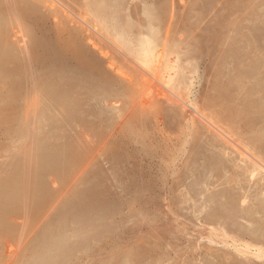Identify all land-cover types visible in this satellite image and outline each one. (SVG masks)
<instances>
[{
  "label": "rangeland",
  "instance_id": "obj_1",
  "mask_svg": "<svg viewBox=\"0 0 264 264\" xmlns=\"http://www.w3.org/2000/svg\"><path fill=\"white\" fill-rule=\"evenodd\" d=\"M50 1H51V3L49 4ZM50 1L46 0V2H44V1L41 2L40 13L42 15L43 20L40 21L39 23H36L37 26L32 25L29 21H24V20L21 21L18 19H16V21L15 20L12 21L11 24L8 26V29H7L8 40H9V42L12 43L11 45L14 46L15 50L18 48L16 50V55H18L19 58H21L25 61H27V60L30 61L36 55V54L32 53L33 52L32 51V45H33L34 40H36V41L37 40H41V41L46 40L49 42H53L56 39V38H54L56 32H58V31L59 32H65V31H68L70 29L78 28L82 31V37H83L84 44H85L84 48L80 51L87 52L93 59L95 58V60H101L103 63V66L100 67L101 68L100 69L98 67V64L96 63L97 61L94 64H91V65L89 64L90 66L88 65L82 71L81 75H79V78H76L71 83L68 82L66 84L67 89H68V87H69V89L74 87L73 89H70V91H71L72 100L74 103L72 105L76 106L74 108L76 110H74V112H73L75 114V117H76V119L73 117L75 119V121H73L74 119H72L69 116V114H71L70 111L72 110L71 106H70V108L68 107L69 109L68 108L65 109L66 111H60L61 114L65 115V116L63 115V117H61L60 116L61 114L59 115V113H60L59 111L54 110L55 112H52L51 110H53V109L49 108L48 107L49 105H47V106L42 105L43 102L45 104V102H47V101L46 100L43 101L42 100L43 96L39 92L37 94V91L34 92L32 89L29 92V94L26 96V98H28V100L26 98L25 99L23 98L24 100L22 99L21 102L19 101L18 109L19 108H21V109H19V110L17 109V111H19V112L15 111V113H18L20 115V117L22 119L21 121H23V122L26 121V122H28L27 124L30 123L29 126L35 127V126H37V124H39V127L38 128L36 127V129H37L36 132H37V135L39 137L43 136V135H49L50 134L51 136H54V139H52L53 143L59 144V141H60V144L61 143L67 144L69 146H73L74 149H79L81 151L82 157H83L82 163L85 162L87 165L85 163H84V165L81 164L82 166L81 165H80V167L78 166L77 167L78 169L76 168L77 170L75 169V171L72 172L73 174L68 177L69 178L68 181L65 180L66 183L71 182L70 184L65 183L66 187L63 186V184H64L63 182H59V181L54 182L52 180L53 177H51V175L46 176L45 179H48V178L49 179L45 180V182L49 181L48 186L53 191L56 192L55 188L57 189V195L56 196L58 198L55 197L54 200H56V201L55 202H54V200L52 201V204L49 206L50 209L48 208L50 211L48 210V211H45L43 213V214H46V212H47V215H45V218L42 217L43 216V214H42L38 218L37 221L33 222V220H35V219H32V222H31V219H29L30 216L28 217V215H26V213L23 215L21 213V215L16 216V218L14 217L16 220L15 221L13 220V222H15L13 224L15 225L14 227H16L15 228L16 233H18V234H16V236H14V238H12V237L9 238V236H7V238H6V236H4V235L0 236V241H2V243L0 242V264H22V262L25 260V259L24 260H22V259L24 257L26 245H28L30 240L36 236V232L38 233L39 230L41 229V227L38 225H41V224L43 225L44 221L46 222L47 220H49V218L53 215L52 213H55L54 211L57 210L56 208H58V206L60 207V202L63 203V201H65V199H67L66 197L70 196L71 193L73 192L70 190L69 191L70 194H69V193H67V189L69 190V188L72 187L75 190L77 188L83 187V189L90 190V187H91V190H92L93 185H94V187L99 186L98 188L97 187H95V188L97 190H101L102 192H104V194L102 193L100 195V197L103 199V202H105V201H106V203L108 202L107 207L111 209L112 213H110V215H108L107 218H104L102 221L99 222L100 228H98L96 231H94L95 234L97 235V237L95 239H93L91 241H85V243L83 245L81 243L82 241H75V243L79 247H77L78 249H77L76 253L73 255L72 259L68 262V264H101V263L102 264H109L107 262L108 261L107 259L110 258V260H111V257H112L113 262H111L112 261L111 260L110 264H115V263L116 264H148V263L149 264H225L226 263L227 264L228 262H226L227 259H225V258H229L228 255L231 256L230 254H233L232 256L241 257L240 255L236 254L235 252H232L233 251L232 247H229L226 244L221 242V240L223 238L222 234L226 233L225 234L226 239L228 237L231 238V236H234V234H235L234 231L232 230L234 227L238 226V227H241L242 229L245 230L248 226L249 227L248 229H254L256 227L264 235V208H261V206H258L259 204L257 203L258 200L264 199V182L262 181V180H264V177H260V175L264 176V171H263V168L256 165V163H254V161L250 157H242V155H240L241 154L240 152L242 149L245 148L244 147L245 145H246V148L244 150H246L248 153L254 154L255 158L257 157L255 152L260 151V149L255 142H253V143H255L253 146H252L251 142H249L250 139L248 140V138L250 137L251 132H247V131L245 132L242 129L241 130L240 129H234L232 131L231 128H228L227 124H225L226 126L224 124H222L223 114H222L221 104L218 103L217 104L218 106H215V108L207 105V107H209V108H206L205 107L206 106L205 101L207 100L206 97H213V96L217 95V93H218L217 87L215 88L216 82L220 83V85H226L227 81L231 78L230 74L234 73L232 65L223 64L222 67H219L215 64L216 62H214L215 61L214 59H217V56L219 55V53L222 50L221 49L223 47L222 45H224V42H222V41L227 39V37H225V39H224V36L225 35H227V36L228 35L229 36L234 35V32L228 30V27H226L227 26V24H226L227 20L231 19L232 15H234V13H236L234 16H236L239 13L243 17H248L247 15H249V13L251 12V13H253V17L255 18V20L256 21L258 20L257 22L254 21L252 23H254L255 25L257 24L258 26L261 24V26L264 27V23H263V21H264V8H263V6H261V5H263L264 0H255L257 2H255L254 0H251L249 6L251 5L250 7H253V8H250V9L249 8L247 9L245 7V3L243 2V0H234L235 2L232 0H216L217 2L214 0H199V1L198 0L197 1L192 0L193 2L191 0H164V1L160 0V1H163L161 3L158 0V2L160 3L159 4L157 2L158 6L163 8V11H164V18H163V20H160V23H159L160 31L161 32L163 31V33L160 32L159 37L161 38V41L164 40L165 37H167V38L169 37L171 44L177 43L178 46L176 47L175 46L176 44H175L172 46V48H174L173 50H175V51L178 50V52L180 53L179 54L177 52H174L173 55H171V59H173V61L171 63L173 65L172 73L175 70L177 72H174L175 73V74L173 73L174 75H171L170 73L166 74L162 77L161 80H168L171 82V84H177V78L176 77L179 75V73H181L184 70V68H186V70H185V71H187V79L186 80H188V82H189L188 83L186 81L187 85L186 84L185 85L187 87L184 86V87H186V88H184L185 90H182L183 86H181L182 91L179 90L181 87H179L178 85H176V86L173 85L174 91H175L174 94H176V97L174 94H173L174 96L172 95V97H174L176 99L177 96H179L180 97V98L178 97L179 100H177V99L176 100H177V103H181V104L180 105L178 104V106H177V103L175 102V100H173L174 99L173 98V99H171V101L173 100L172 107L177 109L178 112L180 111L181 116L183 115V117H181L180 113H179L178 117L173 121L174 124H172V127L170 128L169 131H168V129L167 130L163 129L164 125L159 122V117H156V118L150 117L151 119H148L147 122L145 121L146 123L144 122L145 123V126H143L144 128L141 126H136V124H133V126H130V124L132 122L130 123V121L127 120L128 116H126L127 112H126L125 108H127L129 106L131 99L133 97L130 98L127 94H124V93L114 94V95H110L108 97H102V95H100L98 89L93 88V87L91 88L90 83L99 78V69L104 74H106V75L108 74L107 75L108 80L113 82V84H112L113 89H117L118 85H121L120 79L117 77L115 72L109 67V64L106 63L107 61L105 60L103 55L98 52V50L108 46V48H105L104 50L109 51L108 53L110 55L111 54L114 55V56L111 55L110 57L112 58V60H115V63H117L118 61H119V63L120 62L124 63L123 55L121 54V52L119 53V50L116 49L117 50L116 51L115 48L112 45H110L111 39H109L107 36L102 34V32H101L102 39H100L101 36H99L97 34V32L94 33L92 30H88L87 27H84L86 25L82 24L83 23L82 20H85L86 23H88L91 27H93V24H94L90 20V18L93 16H90L88 13H86V14H88L86 16V14H84L85 12H83L85 0H55V1L50 0ZM53 1H54V3H53ZM87 1L89 2V0H87ZM59 2L62 5H59L58 4ZM136 2L133 1L128 9H130V8L134 9V6H135V8H137V11H141V10H143V8H147V7L151 6L150 4L153 3V0H136ZM52 3H53V6H52ZM133 3H135V4H133ZM145 3L146 4L148 3L149 6H147ZM215 4H216V6H215ZM227 4H228V6H227ZM225 5L227 6L228 10H227ZM231 5H232V7H231ZM238 5H240V6H238ZM242 5H244V6H242ZM61 6H63V8ZM234 7H236V9H234ZM238 7H242V9L241 8L239 9V12L237 10ZM192 8L193 9L195 8V9L193 10ZM244 8L246 10H244ZM67 10H69V11H67ZM232 11H235V12L232 13ZM257 11H259V12H257ZM70 12L73 13L74 15L71 14ZM261 13H263V14H261ZM66 15H68V16H66ZM258 16H260V17H258ZM137 17H141V16L138 15ZM229 17H231V18H229ZM169 18H170V20H169ZM226 18H227V20H226ZM71 19H72V21H71ZM63 20L66 22L64 23ZM146 22L147 21H145V24H147ZM164 23L167 25H165ZM262 23H263V25H262ZM221 25H224L225 27L221 26ZM74 26H76V27H74ZM220 26L222 28L223 27L224 28L222 29V28H220ZM263 27H262V29L264 32ZM31 28L33 30H30ZM211 30H212V32L210 33ZM216 30H217V32H216ZM227 30L229 31V32H227L229 34H226ZM245 30H243V31H245ZM29 31H31L30 32L31 34H29ZM189 31H190V33H189ZM164 32H165V34H164ZM179 32H181V33L179 34ZM207 33H209V34H207ZM89 34H90V36H89ZM186 35H188V36H186ZM208 35H211V36H208ZM92 36H95V37H92ZM205 36L209 37V38L215 37L216 38V39L214 38L215 40L213 38L211 40L214 43V45L210 40H207L205 38ZM96 37H98V38H96ZM203 37L205 40H207V43H206V41L203 40ZM222 37H223V39L221 40ZM92 38L94 39L93 42L97 43L96 46L93 45V42L91 40ZM135 38H134V40H136ZM97 39H98V41H97ZM103 39H105L106 41ZM137 39H139V38H137ZM173 39H175V41H172ZM187 39H189V41ZM194 40L197 42L203 40L205 42V45H208L207 47L205 46L206 50L209 48H210V50H208V52L206 51L205 54H199V55H197L195 52H194L195 54L192 52L193 55L188 53L187 52L188 49H190V50L192 49V51H194L193 47H190V44H189V42L191 44L193 42L195 43ZM181 41H183V44L181 43L182 45L179 46ZM184 41H186V42H184ZM135 42H137V40ZM187 42H188V47H190V48H187V44H186ZM98 44H100V45H98ZM193 44L191 46H193ZM212 45H213V49H211ZM96 47L98 48V50ZM99 47H101V48H99ZM180 47H181V49H180ZM184 48H185L186 55L190 54V55H192L191 56L192 59H193V57L197 59L194 62L191 61L192 63H196V65L192 64L190 62V58L188 57L189 55L187 56L188 57L187 60H188V63H190V64L186 63L187 62L185 60L186 55L184 56L185 52H183ZM190 50H189V52H191ZM112 51H114L115 54ZM34 52L37 53L36 51H34ZM19 53H20V55H19ZM181 53H183V54L181 55ZM212 53H214V54H212ZM176 54H179V55H176ZM21 55H23V56H21ZM176 56H177V58H176ZM258 56H261V55L260 54L259 55H253L252 57L254 59H256V58H259ZM183 58L185 61L183 60ZM50 59H51L50 57H47L46 62H49ZM68 65H70V64L68 63ZM174 65L176 66V69H175ZM194 66L197 68L194 69ZM227 66H229V67L227 68ZM179 67L182 71H180V69H178ZM187 67H188V70H187ZM217 67L219 69L220 68L221 69L218 70ZM32 68H33V70H32ZM191 68L194 70V71L192 70L193 71L192 75H191L192 71H189V69H191ZM37 70H38V64L32 62L29 72L35 73V71H37ZM178 71H180V72H178ZM216 71H217V73H218V71H220V73L216 74ZM30 73H29V75H30L29 78L31 79ZM111 73H113V74H111ZM29 78L27 79L28 83H31L32 81ZM248 80L250 83L248 82ZM259 80H260L259 78L255 79V77H254V80H253V77H252V79L246 78V83L244 82L243 89L246 87L247 88L251 87V89H253L254 92H259L260 87H262L260 85L264 84V79L260 80V82H259ZM173 81H175V82H173ZM250 84L251 85L253 84V85L251 86ZM256 84H259V85H256ZM71 85H72V87H71ZM249 89L250 88H248V90ZM72 90H74V91H72ZM244 90L242 91V94H245V95H242L240 93L239 96L238 95L237 96L240 98V100L247 101L248 100V99H246L247 91L245 90L246 92H244ZM31 92H33L34 94ZM210 95H213V96H210ZM40 96H42V97H40ZM74 96H77V97H74ZM124 97H126V98H124ZM248 97L250 99L254 98L253 100L257 101V98L260 97V93H254V95H250ZM241 98H243V99H241ZM244 99H246V100H244ZM0 100H1V96H0ZM35 100L37 102L39 101L38 104ZM75 100L76 101L79 100V101H77L79 104ZM115 100H118V102L115 103L114 102ZM178 101H182V102H178ZM203 103H204V105H203ZM46 104H49V103L47 102ZM38 107H41L40 109H38L39 113L42 111L40 114L39 113L37 114V108ZM42 107H43V109H42ZM202 107L204 109L200 110V109H202ZM191 109H193V110H191ZM194 109H197V111L199 113H201L202 115L199 114V116H198V114L194 113ZM67 111H69V112L67 114H65ZM35 112L37 115L33 114ZM190 112H192L193 115L190 114ZM7 115H8V117H7ZM53 115H55L56 118ZM190 115L193 116L194 118L191 119ZM216 115H217V119H216ZM50 116L54 117V119H55L54 122H50V120H49L51 118ZM57 116L59 119L57 118ZM160 117L163 119L164 123L166 124L167 121H165V120L166 119L168 120V118H166L165 116L163 117L161 115H160ZM199 118H201V119H199ZM211 118H213V119L215 118L214 120H216V121H213V119H211ZM0 119H1L0 120V170H1L2 166L7 167L10 164L11 153L14 151V149L17 150L18 147H20L21 145L23 146L25 144V142H27V141L28 142L26 144H28L30 142V140L28 139V137L27 138L24 137V138L20 139L21 141H19V139H16V138L14 139V137H10L6 134V132H5L6 127L7 126H14V124H16L15 121L13 120L14 119V112L13 111H11V112L8 111V113L6 115H0ZM203 119H205V121H206V119H207V121L209 120L208 126H207V123L204 122ZM180 120H182V122ZM67 121H69L71 124ZM201 121H203V123ZM41 123H42V125H41ZM189 123H191V124H189ZM83 124H84V126H83ZM43 125H45V126H43ZM195 125H196V128H195ZM212 125L213 126L219 125L220 128L218 126L213 127ZM175 126H177V128ZM259 127H260V124L257 125V128H259ZM123 128H125V130ZM192 128L194 131L193 130L190 131ZM200 128H202V129H200ZM214 128H215V130H214ZM216 128L221 130L220 133H222L224 130H226V131H224L225 136L227 135L228 132L232 133V134L228 133L227 136H229V135L230 136L229 137L226 136V138H225V136L222 135L224 133L220 134ZM222 129H224V130H222ZM195 131H197V132H195ZM198 132H201V133H198ZM170 133H172V134H170ZM195 133L199 136H197ZM188 134H190V135H188ZM213 134H214V136L212 137ZM231 135H233L232 138H231ZM66 136H68V137H66ZM88 136H90L91 139ZM189 136H190V138H189ZM217 136L219 138L221 136L220 139H217V141H219L218 142L219 145L217 144L218 148L222 145H225L224 147H226V148L228 147L229 149H226V148L224 149V147H221V148H219L220 149L219 151L221 153H219V151L217 150L218 149L217 146L214 148L211 146L210 142L212 141L213 138L216 139ZM245 136H247V137H245ZM56 137H58V139ZM80 137H81V139H79ZM195 137H196V141H194ZM209 138L211 141L209 140ZM24 139H25V141H24ZM225 139L227 142L224 141ZM89 140H91V141H89ZM220 140H223L222 143ZM238 140L239 141L241 140V141L239 142ZM207 141H209V142H207ZM243 141H244V143L246 142L245 145H244ZM15 142H17L18 145ZM22 142H23V144H21ZM104 142L106 144H103ZM232 142H234V143H232ZM79 143H80V145H79ZM237 143H238V145H237ZM240 143H242V144L240 145ZM188 144H190V145H188ZM230 144L232 145V147ZM12 145L14 146V148L11 147ZM208 145L210 147H208ZM255 145L257 148H254ZM248 146L250 147V149ZM196 148L198 149V151ZM201 148H202V150H201ZM211 148H212V150L210 151ZM215 148H217V149L214 150ZM237 148L239 150H237ZM240 148H241V150H240ZM110 150L111 151L115 150V151H113L114 155L116 154L115 159H114L115 156L112 157V155L108 154L111 152ZM231 150L233 152H235V151L236 152L231 153ZM190 151H192V152L190 153ZM193 151H195V152H193ZM229 151H230V153H229ZM252 151H253V153H252ZM224 152H225V154L227 153V155L230 154L232 157L230 155H228V156L225 155ZM106 153H107V155H105ZM194 153H195V156H194ZM103 154L105 156H103ZM234 154H236L238 157L237 161H234L236 158V157H233V156H235ZM196 155H198V156H196ZM216 155H220V157L223 158L222 160L224 162L227 161L226 158L230 159V160H228L225 165L224 164L222 165V163H224V162H222L219 159V157H216ZM222 156H224V157H222ZM105 157L107 158V160ZM213 157L214 158L216 157L219 162L221 161V163H219L217 160H215L216 158L214 159L215 162H213V159H212ZM258 158H260V157H258ZM93 159H94V162H93ZM109 159L112 160L111 163H110ZM104 161H106L105 163H107V165L104 164ZM240 161L241 162L243 161L242 164ZM100 162H102L103 164H101ZM108 162H109V164H108ZM209 163L211 165H212V163H214V164H213V166H211ZM215 163H219L218 166ZM239 163H240V165L238 166ZM5 164H7V165H5ZM99 164H101L102 166L100 165L101 167H98ZM234 164L235 165L237 164V165L235 166ZM249 164H251L252 166H250ZM241 165H242V168H245V169H242ZM245 165L247 166V168ZM225 166L227 168H230V166L233 168H230V170H231L230 171L229 169H226ZM262 166L264 167V165H262ZM4 167H3V169H4ZM109 167H110V169H109ZM210 167L212 168V171H211ZM249 167H250V169H249ZM254 167L256 168V170H254L255 169ZM100 168L102 171L100 170ZM209 169H210V172L208 171ZM233 169H234V172H233ZM248 169L250 170V173H248L249 172V171H247ZM98 170L101 172H99ZM104 170H105V172H104ZM238 170H240V171H238ZM243 170H245V171H243ZM236 171H238L239 173L241 172L240 174L243 173L242 175L244 177L242 176V178H245V179H242L241 177H239L241 175H239V173H237ZM74 172H76L77 175ZM109 172L112 176L109 174ZM259 172H263L262 173L263 175ZM101 173L102 174L104 173L103 175L105 177H100L99 174L102 175ZM237 174H238V178H240L241 182H239V179L236 178ZM254 174L255 175L257 174V175L255 176ZM233 175H236V176H233ZM252 175L254 177H252ZM232 176H233V178H235L234 181H233V178H230ZM71 177L74 179H72ZM88 177L91 178L92 180L89 179ZM106 177H108V178H106ZM78 178L81 182L78 180ZM84 178H85V181L83 180ZM222 178L223 179L229 178V179L228 180L225 179V181L223 182ZM261 178H263V179L261 180ZM114 179H115V181H114ZM236 179H238L237 184L241 183L242 186L241 185L239 186V184L238 185L235 184ZM247 179L249 181H247ZM256 179H258V180H256ZM74 180L78 181V183ZM105 180H106V182H105ZM230 180L232 181L231 184H230V182H231ZM242 180H244V181H242ZM99 181H101V182H99ZM196 181H197V183H196ZM255 181L260 186H257ZM72 182L75 185H73ZM83 182H85V183H83ZM90 182L93 184H91ZM102 182H104V184ZM221 182L224 184H222ZM226 182L229 183V184L227 183L228 186L225 185ZM71 184L73 186H75V188L73 186H70ZM231 185H232V187H230ZM210 186L212 189L210 188ZM61 187H62V191L60 192L59 190H61ZM233 187H236V188L234 189ZM239 187H243L245 189L239 188ZM96 189L93 188V190H96ZM220 189L222 190V192ZM236 189L237 190L241 189V190L237 191ZM64 190H66L67 195H65L66 193H64L65 192ZM105 191H107V193ZM219 191H220V193H219ZM59 192L61 193V196L58 195ZM225 192H228V193H225ZM237 192L239 194H237ZM241 192H243V194ZM214 193H216V194H214ZM221 193L222 194L224 193V194L221 196ZM230 193H231V195H230ZM209 194H210V196H209ZM215 195H217L216 198L214 197ZM219 195H220V198L222 200L219 199ZM225 195H229L230 198L227 199L229 196L226 197ZM255 195H256V198H254ZM61 197L63 199H61ZM222 197H226V198H222ZM234 197L235 198L237 197V200L239 198V201L236 202V199ZM245 197H247V198H245ZM211 198H212V200H211ZM225 199L228 201L224 202V201H226ZM230 199H231V202L233 204L235 203L234 206H238V208L240 210L237 213L235 212L236 215L234 214V212L232 210L229 209V205H230L229 203H231ZM254 200H255L256 204H254L255 203ZM56 202H57V204H56ZM221 203H224L223 206L226 205L227 208L221 209V207H223L220 205ZM237 203H238V205H236ZM218 204H219V206H218ZM239 204L241 206H243V208ZM54 205H56V206L53 208ZM244 205H247V206L245 207ZM254 205H256L257 207H255ZM112 206H113V208H112ZM240 207L242 208V210L244 208L248 209V207L250 210L252 208L251 214H252V212L256 213V214H252L251 216L252 217L256 216L257 220L255 218H252L251 216L250 217L246 216V215H249L248 214L249 212H247L249 209L248 210L245 209L244 211H242L240 209ZM238 208L236 207L237 210H238ZM214 209L223 211L225 219L222 221H224L223 223L225 225L219 224V223L215 224V222H218L219 220L215 221L214 223L208 221V218H210V216L212 215L211 213H213ZM228 210L231 211L232 215L228 212ZM256 210H259V211H256ZM245 213H246V215H245V217H243L242 214L244 215ZM226 214L230 215V216L228 215L229 218L228 217L226 218V216H227ZM49 215H51V216H49ZM46 216H48V217H46ZM237 216L243 217L244 219L239 218ZM246 217L250 220V222H249V220H246L247 219ZM231 218H232V220H231ZM251 218L253 219L254 222L253 221L251 222V220H252ZM234 219L236 220V222H234ZM225 220H227V221H225ZM39 221L41 222V224L39 223ZM222 221L220 220L219 222H222ZM17 225H18V227H17ZM30 230H31V232H30ZM101 236H103V237H101ZM220 237H221V239H220ZM8 238H9V240H8ZM229 238L227 240H229ZM130 239H132V240H130ZM218 240H220V241H218ZM246 241H248L249 243H251L254 246L259 247V245H260V243L252 241L250 239H247ZM142 242H144V243H142ZM6 244H7V247H6ZM262 245L264 248V242L261 243V246ZM125 251H126V253H125ZM134 253H136V254H134ZM7 256L9 258H7ZM127 257H129V258H127ZM143 257H145V258L143 259ZM140 258L143 261L139 260ZM104 259L106 260V262ZM10 260H12L11 262H13V263H10ZM94 260H95V262H94ZM252 260L256 261V262H261V264H264L263 263L264 260H262V259L260 260V259L256 258V260H255V258H252ZM139 261H141V262H139ZM24 263H26V262H24Z\"/></svg>",
  "mask_w": 264,
  "mask_h": 264
},
{
  "label": "bare ground",
  "instance_id": "obj_2",
  "mask_svg": "<svg viewBox=\"0 0 264 264\" xmlns=\"http://www.w3.org/2000/svg\"><path fill=\"white\" fill-rule=\"evenodd\" d=\"M42 1L46 2V0H0V96H1L0 115H6L8 113V111L9 112L13 111L14 112V119L13 120L15 121L16 124H14V126H7L5 129L6 134L10 137H14V139L15 138L19 139V141H21L20 139L24 138V137L25 138L28 137V139L30 140V142L28 144H26L28 142L27 141L22 146L21 145V144H23V142H22L20 144L21 146L18 147L17 150L14 149V151L11 153L10 164L7 167L2 166V168L0 170V236L4 235V236H6V238H7V236H9V238H11V237L14 238V236H16V234H18V233H16V229H15L16 227H14L15 225L13 224V223H15V222H13V220L14 221L16 220L15 219L16 216L21 215V213H22V215L26 213V215H28V217L30 216L29 219H31V222H32V219H35V220H33V222H35L38 220V218L45 211H48L50 209L49 206L52 204V201L55 199V197H57L56 196L57 195V189L55 188V190H56V192H55L48 186L49 181L45 182V180H48L49 178L45 179L46 176L51 175V177H53L52 180L54 182L59 181V182H63L65 184L66 183L65 180L68 181V179H69L68 177L73 174L72 172L75 171V169L78 166L80 167L81 164L84 165V163H85V162L82 163L83 157H82V153L79 149H74L73 146H69L67 144H63V143L60 144V141H59V144L53 143L52 139H54V136H51L50 134H49L50 136L49 135H43V136L39 137L37 135V132H36V130H37L36 127L38 128L39 124H37V126L33 127V126H29L30 123L27 124L28 122L21 121L22 119H21L20 115L18 113H15V111H17V109L19 107V101L21 102V100L23 98L25 99L26 96L29 94V92L32 89L34 92L37 91V94L39 92L45 98L44 99L42 96H40V97H42L43 101L46 100L49 104H46L47 102H45V104H44V102L42 101L43 102L42 105H46V106L49 105L48 107L53 109V110L50 109L52 112L66 111L65 109H67L68 107L70 108V106H71L72 110L70 111L71 114H69V116L72 119H74V118L76 119L75 114L73 113L74 110H76V109H74L76 106L72 105L74 103H73L72 94L70 91V89H73L74 87L70 88V89L68 87V89H67L66 84L68 82L71 83L76 78H79V75H81L82 71L89 64L90 65L94 64L97 61L96 63L98 64L99 68L103 66V63L101 60H95V58L93 59L87 52L80 51L84 48L85 44H84V40L82 37V31L78 28L70 29V30L65 31V32H59V31L56 32L55 37H54L56 39L53 42H49L46 40H42V41L41 40H37V41L34 40L33 45H32V51H33L32 53H34L36 55L30 61H28V60L25 61V60L19 58L18 55H16V50L18 48L15 50L14 46L11 45L12 43L9 42V40H8V36H7L8 26L11 24L12 21H14V20L16 21V19L21 20V21L22 20L29 21L34 26L36 25V23H39L40 21H42L43 18H42V15L40 13ZM54 1H53V3H54ZM86 1L87 0H85L83 12H85L84 14L88 13L90 16H93L90 18V20L94 24H93V27H91L88 23H86L85 20H82V22H83L82 24L83 25L85 24L86 26H84V27H87L88 30H92L94 33L97 32V34L99 36H101V32H102V34H104L109 39H111L110 40L111 44L110 43L109 44L112 45L115 48V50L116 49L119 50V53L121 52V54L123 55V61H124V63H122V62L119 63V61L117 60L118 62L116 61L117 63H115V60H112V58L110 57L111 55L112 56H114V55L113 54L110 55L108 53L109 51L104 50L105 48H108V46H106L105 48L99 47V48H101V49H99L100 51L96 47L98 52L101 53L103 55V57L105 58V60L107 61L106 63L109 64V67L115 72L117 77L120 79L121 85H118L117 89H113L112 88L113 82L108 80V77H107L108 74L107 75L104 74L100 70L101 69L100 68L99 69V78L90 83L91 88L93 87V88L98 89L99 93H100V95H102V97H108L110 95L120 94V93L127 94L130 98L133 97L131 99L129 106L127 108H125V110L127 112L126 116H128V118L127 117L126 118H127V120L130 121V123L132 122L130 124V126H133V124H136V126L143 127V126H145V123L147 122L148 119H151L153 117H155V118L159 117V122L164 125L163 129H166V130L168 129V131H169L170 128L172 127V124H174L173 121L178 117L179 113L181 116V112L180 111L178 112L177 109L172 107L173 100H175L176 103H177V100H179L178 99L179 96H177V98H176L177 100L174 97H172V95L175 92L173 85H175V86L178 85L179 87L183 86V89L181 87L179 90H181V89L185 90L184 88L187 87L186 83L188 82V80H186L187 79V71H185L186 68H184V70L182 71L180 69V67L178 69H180V71H182V72L179 73V75L176 77L177 78V84H171V82L168 80H161L164 75L169 74V73L171 75H174L175 74L174 72H177L175 70L173 72L174 74L172 73L173 65L171 63H172L173 59H171V55H173L174 52H177V53H179V52H178V50L175 51V50H173L174 48H172V46L175 44H176L175 46L177 47L178 46L177 43L171 44L169 37L168 38L165 37L164 40H162V41H161V38L159 37L160 32H161L160 28H159V26H160L159 23H160V20H163V18H164V11H163V8L158 6V3H159L158 0H153V3L150 4L151 6H149L148 3L147 4L145 3L149 7L143 8V10H141V11H137V8H135V6H134V9H131V8L128 9L129 6L132 4V2L133 1L136 2V0H89V2L88 1L86 2ZM163 1H160V3ZM195 1H197V0H195ZM214 1H216V0H214ZM232 1H234V0H232ZM243 2L245 3V7L247 9L253 8V7H250L251 5L249 6L251 0H243ZM255 2H257V1H255ZM50 3H51V1L49 2V4ZM53 3H52V6H53ZM58 4L62 5V4H60V2ZM133 4H135V3H133ZM215 6H216V4H215ZM227 6H228V4H227ZM227 6H226V8H227ZM238 6H240V5H238ZM242 6H244V5H242ZM261 6H263V8H264V3ZM61 7L63 8V6H61ZM231 7H232V5H231ZM240 8L242 9V7L237 8L238 12H239ZM234 9H236V7H234ZM227 10H228V8H227ZM244 10H246V9L244 8ZM67 11H69V10H67ZM234 12L235 11H232V13H234ZM257 12H259V11H257ZM71 14H73V13H71ZM88 14H86V16ZM235 14L236 13H234V15ZM261 14H263V13H261ZM138 15H140L141 17H137ZM234 15H232V18L229 17L231 19L227 20V18H226V20H227V22H226L227 26L226 27H228V30L233 31L234 35H232V36L225 35L224 36V39H225V37H227V39L222 41V42H224V45H222L223 47L221 48L222 50L219 53V55L217 56V59H214L215 60L214 62H216L215 64L219 67H222L223 64L232 65L234 73L230 74L231 78L227 81L226 85H220V83L216 82L215 88L217 87L218 93L216 92L217 95H215V96L210 95L213 97H206L207 100L205 101V103H206L205 107L209 108V107H207V105H208V106L215 108V106H218L217 105L218 103L221 104L222 114H223L222 124H224V125L227 124L228 128H231L232 131L234 129H240V130L242 129L245 132L246 131L251 132V135L248 138V140L249 139L251 140V141L249 140V142H251L252 146L256 143L257 146L259 147L260 151L255 152V154L257 156L255 158L254 154L248 153L246 150H244L246 148V145H245L246 142L244 143V141H245L244 140L243 143L245 146L244 145L243 146L245 148L242 150L240 148V150H241L240 155H242V157H250L254 161V163H256V165H258L259 167L263 168V171H264V167L262 166V165H264L263 164L264 163V84L260 85L262 87H260L259 92H254V90L251 89V87H248V88H250L249 90L247 87L244 88L247 91V97H246V99H248L247 101H242L238 97L239 94L240 93L242 94V91L244 90L243 85H244V82L246 83V78L252 79V77H253V80H254V77H255V79L259 78L260 80L264 79V32L262 29L263 26H261V24L258 26L257 24L255 25L254 23H252L256 20L253 17V13H251V12L249 13V15L246 14L248 17H243L239 13L236 16H234ZM66 16H68V15H66ZM258 17H260V16H258ZM169 20H170V18H169ZM71 21H72V19H71ZM145 21H147L146 22L147 24H145ZM65 22L66 21H64V23ZM263 23H264V21H263ZM263 23H262V25H263ZM165 25H167V24H165ZM221 26H224V25H221ZM221 26H220V28H222ZM74 27H76V26H74ZM30 30H33V29L31 28ZM228 30L226 31V34H229V33H227V32H229ZM243 30H245V31H243ZM30 32L31 31H29V34H31ZM211 32H212V30L210 31V33ZM216 32H217V30H216ZM161 33H163V31ZM180 33L181 32H179V34ZM189 33H190V31H189ZM164 34H165V32H164ZM207 34H209V33H207ZM89 36H90V34H89ZM186 36H188V35H186ZM206 36H205V38L207 40H210V41L213 38V37L209 38ZM208 36H211V35H208ZM92 37H95V36H92ZM96 38H98V37H96ZM134 38L137 40V42H135L136 40H134ZM137 38H139V39H137ZM100 39H102V36ZM222 39H223V37L221 38V40ZM91 40H92V42L94 41L93 38ZM103 40H105V39H103ZM187 40L189 41V39H187ZM203 40L206 41V43H207V40H205L204 37H203ZM203 40L198 41V42L194 40L195 43L194 42H193L194 44L192 43L193 46H191L192 44L189 42L190 47H193L194 51H192V49L191 50L188 49L187 52L190 54H192V52L193 53L195 52L197 55L205 54L206 51L208 52V50H210V48L206 50V47L208 45H205V42ZM97 41H98V39H97ZM172 41H175V39H173ZM184 42H186V41H184ZM181 43L183 44V41L180 42L179 46L182 45ZM186 44H187V48H190V47H188V42ZM93 45L96 46L97 43L93 42ZM98 45H100V44H98ZM213 45H214V43H213ZM213 45H212L211 49H213ZM180 49H181V47H180ZM189 50L191 52H189ZM34 51H36L37 53H35ZM112 52L114 53V51H112ZM183 52H185V48H184ZM179 54H176V55H179ZM182 54L183 53H181V55ZM190 54H188L189 56L186 55V52L184 54V56L186 55V59H185L187 61L186 63H188V60H187L188 57L190 58V62L191 61L194 62L197 60L194 57L192 59L191 56L193 54L192 55H190ZM212 54H214V53H212ZM259 54L261 55V56H258L259 58L254 59L252 57L253 55H259ZM19 55H20V53H19ZM21 56H23V55H21ZM47 57L51 58L49 60V62H46ZM176 58H177V56H176ZM184 58H183V60H184ZM32 62L38 64V70L35 71V73L29 72ZM68 63L70 65H68ZM188 64H190V63H188ZM192 64L196 65V63H192ZM228 67L229 66H227V68ZM195 68H197V67L194 66V69ZM175 69H176V66H175ZM220 69L218 68V70H220ZM32 70H33V68H32ZM187 70H188V67H187ZM192 70H193L192 68L189 69V71H192ZM180 71H178V72H180ZM193 71H192V73L190 72L191 75L193 74ZM29 73L31 74V79L29 78L30 77ZM219 73H220V71H218V73L216 71V74H219ZM111 74H113V73H111ZM28 78L32 81L31 83H28V80H27ZM260 80H259V82H260ZM173 82H175V81H173ZM248 82H249V80H248ZM259 84H256V85H259ZM184 86H186V87H184ZM71 87H72V85H71ZM245 90H244V92H246ZM72 91H74V90H72ZM31 93H33V92H31ZM254 93H260V97H258L259 99L257 98V101L253 100L254 98L250 99L248 97L250 95H254ZM174 95L176 97V94H174ZM242 95H245V94H242ZM77 96H74V97H77ZM124 98H126V97H124ZM26 99L28 100V98H26ZM171 99H173V100L171 101ZM241 99H243V98H241ZM246 99H244V100H246ZM77 101H79V100H77ZM38 102H37V104H38ZM114 102L117 103L118 100H115ZM178 102H182V101H178ZM178 104L180 105L181 103H177V106H178ZM203 105H204V103H203ZM40 108L41 107L37 108V114L39 113L38 109H40ZM19 109H21V108H19ZM42 109H43V107H42ZM203 109L204 108L202 107V109H200V110H203ZM191 110H193V109H191ZM17 112H19V111H17ZM68 112L69 111H67L65 114H67ZM194 113L198 114V116H199V114L202 115L201 113H199L197 111V109H194ZM33 114H36V112ZM60 114H61V112L59 113V115ZM190 114H192V112H190ZM63 115L64 114H61L60 116L63 117ZM160 115L168 118V120L165 118L166 119L165 121H167L166 124L164 123V121L160 117ZM53 116H55V115H53ZM53 116L52 117L50 116L51 117L49 119L50 122L55 121ZM7 117H8V115H7ZM181 117H183V115ZM55 118H56V116H55ZM57 118H58V116H57ZM190 118L193 119L194 117L190 115ZM201 118H199V119H201ZM75 119L73 121H75ZM211 119H213V118H211ZM214 119H213V121H216ZM216 119H217V115H216ZM203 120H204V122L207 123V126H208L209 120L208 121H207V119H206V121H205V119H203ZM180 121L182 122V120H180ZM67 122H69V121H67ZM201 122L203 123V121H201ZM189 124H191V123H189ZM258 124H260L259 128H257ZM41 125H42V123H41ZM43 126H45V125H43ZM83 126H84V124H83ZM216 126L219 127V125H216ZM216 126H213V127H216ZM175 127L177 128V126H175ZM195 128H196V125H195ZM123 129L125 130V128H123ZM200 129H202V128H200ZM216 129L218 130L219 133L221 132L220 129H218V128H216ZM192 130H193V128L190 131H192ZM214 130H215V128H214ZM222 130H224V129H222ZM224 131H226V130H224ZM224 131L222 133H224ZM195 132H197V131H195ZM198 133H201V132H198ZM222 133H220V134H222ZM228 133H227V135H228ZM170 134H172V133H170ZM229 134H232V133H229ZM188 135H190V134H188ZM222 135L225 136V133ZM197 136H199V135H197ZM213 136H214V134L212 135V137ZM226 136H225V138H226ZM229 136H227V137H229ZM232 136L233 135H231V138H232ZM66 137H68V136H66ZM88 137H90V136H88ZM217 137H216V139L213 138L212 141L209 138V140L211 141L210 142L211 146L213 148L216 147L217 144L219 145V143H218L219 141H217V139H220L221 136H220V138L219 137L217 138ZM245 137H247V136H245ZM56 138L58 139V137H56ZM189 138H190V136H189ZM79 139H81V137ZM90 139H91V137H90ZM24 141H25V139H24ZM89 141H91V140H89ZM194 141H196V137H195ZM220 141L222 143L223 140H220ZM224 141H226V139ZM207 142H209V141H207ZM234 142H232V143H234ZM253 142H255V143H253ZM15 143L18 145L17 142H15ZM103 144H106V143L104 142ZM241 144L242 143H240V145ZM79 145H80V143H79ZM188 145H190V144H188ZM237 145H238V143H237ZM224 146L225 145H222L219 148L224 147ZM11 147L14 148L13 145ZM208 147H210V146L208 145ZM231 147H232V145H231ZM217 148H218V146H217ZM217 148H215L214 150H216ZM219 148L217 149L218 151L220 150ZM225 148L226 147H224V149ZM254 148H257L256 145L254 146ZM226 149H229V148L227 147ZM249 149H250V147H249ZM115 150H112V151L110 150L111 152L109 151L110 153H108V154L112 155V157L115 156L116 154L114 155V153H113V151H115ZM201 150H202V148H201ZM211 150H212V148L210 149V151ZM237 150H239V149L237 148ZM197 151H198V149H197ZM191 152L192 151H190V153ZM193 152H195V151H193ZM225 152H224V154H225ZM232 152L233 151L231 150V153ZM235 152H233V153H235ZM219 153H221V152L219 151ZM229 153H230V151H229ZM252 153H253V151H252ZM105 155H107V153ZM105 155L103 154V156H105ZM220 155H216V157H219V159L222 162H224L222 160L223 158H221ZM225 155H227V153ZM228 155H230V154H228ZM234 155L235 156H233V157L237 158V159L235 158L234 161H237L238 157L236 154H234ZM194 156H195V153H194ZM196 156H198V155H196ZM224 156H222V157H224ZM258 157H260V158H258ZM115 158H116V156L114 157V159ZM215 158L214 157L212 158L213 162H215L214 161ZM106 160H107V158H106ZM215 160H217V158ZM226 160L228 161L230 159L226 158ZM221 161L220 162L218 161V162L221 163ZM93 162H94V159H93ZM105 162L106 161H104V164L107 165V163H105ZM111 162H112V160H110V163ZM226 162L222 163V165L223 164L225 165ZM242 162H241V164H242ZM100 163L103 164L102 162H100ZM219 163H215V164L218 166ZM101 164H99L98 167H101L102 166ZM108 164H109V162H108ZM213 164L214 163H212V165L211 164L210 165L213 166ZM5 165H7V164H5ZM239 165H240V163L238 164V166ZM249 165L252 166L251 164H249ZM231 166H230V168H233ZM3 167H4V169H3ZM230 168L226 167V169H229V170H230ZM241 168H242V165H241ZM246 168H247V166H246ZM109 169H110V167H109ZM242 169H245V168H242ZM249 169H250V167H249ZM249 169L247 170V171H249L248 173H250ZM100 170H101V168H100ZM254 170H256V168ZM101 171H99V172H101ZM208 171L210 172V169ZM211 171H212V168H211ZM238 171H240V170H238ZM238 171H236V172L239 173ZM243 171H245V170H243ZM104 172H105V170H104ZM233 172H234V169H233ZM74 173L77 175L76 172H74ZM240 173H239V175H241V176H239V177L242 178L243 173L242 174H240ZM259 173L262 174L263 172H259ZM103 174L102 175L99 174V176L105 177ZM109 174H110V172H109ZM233 176H236V175H233ZM233 176L230 178H233ZM252 177H254V176L252 175ZM260 177H264V176L260 175ZM106 178H108V177H106ZM236 178H238V174H237ZM72 179H74V178H72ZM89 179H91V178H89ZM225 179H223L222 181L224 182ZM228 179H226V180H228ZM234 179L235 178H233V181H234ZM238 179H239V182H241L240 178H238ZM238 179H236L235 184H237ZM242 179H245V178H242ZM248 179H247V181H249ZM262 179L263 178H261V180ZM78 180H79V178H78ZM83 180L85 181V178ZM256 180H258V179H256ZM74 181H76V180H74ZM114 181H115V179H114ZM242 181H244V180H242ZM262 181L264 182V180H262ZM76 182L78 183V181H76ZM99 182H101V181H99ZM105 182H106V180H105ZM228 182H226V184H225L226 186H228V184H229ZM70 183L71 182H69L68 184H70ZM83 183H85V182H83ZM102 183L104 184V182H102ZM196 183H197V181H196ZM231 183H232V181L230 182V184ZM255 183H256V181H255ZM64 184H63V186L66 187V184L65 185ZM72 184H73V182H72ZM72 184L70 186L75 185V184H73V185ZM91 184H93V183H91ZM222 184H224V183H222ZM240 185H241V183L239 184V186ZM257 186H260V185L257 184ZM73 187L75 188V186H73ZM95 187H97V186H95ZM95 187L93 185L92 190H91V187H90V190L83 189V187L82 188L76 187L77 189H75V190L72 187L71 188L73 190L71 188H69V190L67 189V193L70 194V192H69L70 190L73 192L71 193L70 196L66 197L67 199H65V201H63V203L60 202V207L57 205L59 209L56 208L57 210L54 211L55 213L51 212L53 215L52 216L49 215L51 217L46 222L44 221L45 223L43 222V225L39 221V223L41 225H38V226H40L41 229L40 230L38 229L39 232L38 233L36 232V236L30 240L28 245H26L24 257L22 259V260H24V259L25 260L22 262V264H68V262L72 259L73 255L76 253V251L78 249L77 247H79L75 243V241H82L81 243L83 245L85 243V241H91L97 237V235L95 234L94 231H96L98 228H100L99 222L102 221L104 218H107L108 215H110V213H112V212H111V209L107 207L108 202L107 203H106V201L103 202V199L100 197V195L102 193L104 194V192H102L101 190H97ZM230 187H232V185ZM93 188L96 190H93ZM210 188H211V186H210ZM233 188L235 189L236 187H233ZM239 188H243V187H239ZM243 189H245V188H243ZM239 190H241V189H238L237 191H239ZM59 191L60 192L62 191V187H61V190H59ZM64 191H65L64 193H66V190H64ZM105 192L107 193V191H105ZM221 192H222V190H221ZM59 193H58V195L61 196V193L60 194ZM67 193L65 195H67ZM219 193H220V191H219ZM225 193H228V192H225ZM241 193L243 194V192H241ZM214 194H216V193H214ZM223 194L221 193V196ZM237 194H239V193L237 192ZM230 195H231V193H230ZM209 196H210V194H209ZM216 196L217 195H215L214 197L216 198ZM225 196L228 197L229 195H225ZM226 197H222V198H226ZM212 198H211V200H212ZM229 198H230V196L227 199H229ZM245 198H247V197H245ZM254 198H256V195ZM61 199H63V198L61 197ZM219 199H221L220 195H219ZM231 199H230V202H231ZM235 199H236V202L239 201V198H238V200H237V197ZM55 201L56 200H54V202ZM227 201L228 200H226L224 202H227ZM57 202H56V204H57ZM254 202H255V200H254ZM257 203L259 204V205L257 204L258 206H261V208H264V199L258 200ZM223 204L224 203H221L220 205L223 206ZM229 204H228L229 209L232 210L234 212V214L236 215V213L238 211H240L238 206H234L235 203L233 204L232 202ZM254 204H256V202ZM236 205H238V203ZM55 206L56 205H54L53 208ZM218 206H219V204H218ZM244 206L246 207L247 205H244ZM254 206L257 207L256 205H254ZM236 207L238 208V210L236 209ZM241 207L243 208V206H241ZM241 207H240V209L242 210ZM112 208H113V206H112ZM223 208L226 209L227 206L224 205L223 207H221V209H223ZM245 209H247V208H244L242 211H244ZM248 209H249V207H248ZM251 210H252V208H251ZM251 210L249 209L247 211V212H249L248 213L249 215H246V213H247L246 212L244 215L242 214V216L245 217V215H246L247 217L248 216L250 217L252 214H256L253 212L251 214ZM256 211H259V210H256ZM228 212L232 215L231 211L228 210ZM222 213H223V211L214 209L213 213H211L212 215L211 216L209 215L210 218H208V221L214 223L215 221H218V220L219 221L224 220L225 216H224V213L223 214ZM45 215H47V212H46V214H43L42 217L45 218ZM228 215L226 216V218L227 217L229 218L230 215L229 216ZM46 217H48V216H46ZM237 217H239V216H237ZM243 217H239V218H243ZM252 218L256 219L257 217L255 216ZM235 219H234V222H236ZM227 220H225V221H227ZM231 220H232V218H231ZM246 220H249V219L247 218ZM219 221L215 222V224H217V223L224 224L223 223L224 221H222V222H219ZM252 221H253V219L251 220V222ZM249 222H250V220H249ZM17 227H18V225H17ZM248 228L249 227L247 226V228L244 230L238 226L234 227L232 230L234 231L235 234H234V236H231V238L228 237L229 240H227L228 238L227 239L225 238L226 233L222 234L223 238H222L221 242L226 244L229 247H232L233 248L232 252H235L236 254L241 256V257L232 256L233 254H230L231 256L228 255L229 258H225V259H227V261H226V262H228L227 264H261V262L253 261L252 258H255V260H256V258H258L260 260L261 259L264 260V248H263V245L261 246V243L264 242V235L256 227H255L256 229L255 228L254 229H248ZM30 232H31V230H30ZM101 237H103V236H101ZM9 238H8V240H9ZM220 239H221V237H220ZM247 239H250L252 241L260 243L259 247L252 245L251 243L246 241ZM130 240H132V239H130ZM218 241H220V240H218ZM0 242L2 243V241H0ZM142 243H144V242H142ZM6 247H7V244H6ZM125 253H126V251H125ZM134 254H136V253H134ZM7 258H9V257L7 256ZM127 258H129V257H127ZM141 258L139 260H141ZM144 258L145 257H143V259ZM107 260H108L107 262L110 264L112 257H111V260H110V258ZM11 261L12 260H10V263H13ZM141 261H143V260H141ZM141 261H139V262H141ZM24 262H26V263H24ZM94 262H95V260H94ZM105 262H106V260H105ZM111 262H113V260Z\"/></svg>",
  "mask_w": 264,
  "mask_h": 264
}]
</instances>
